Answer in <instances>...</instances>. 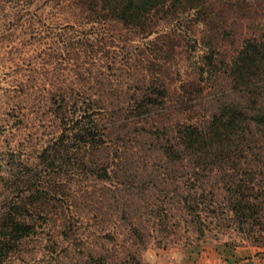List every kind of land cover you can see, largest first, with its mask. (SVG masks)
<instances>
[{
	"label": "rangeland",
	"instance_id": "obj_1",
	"mask_svg": "<svg viewBox=\"0 0 264 264\" xmlns=\"http://www.w3.org/2000/svg\"><path fill=\"white\" fill-rule=\"evenodd\" d=\"M86 10L77 0H0V217L14 212L34 225L0 250V264H99L88 259L99 254L103 264H171L170 257L192 256L205 245L264 247V229L246 221L248 231H240L220 201L199 227L176 225V204L171 234L152 227L150 201L164 194L157 173L165 163L139 130L114 136L115 144L96 152L95 163L84 155L91 164L85 172L69 165L72 148L53 164L51 153L43 152L62 138L59 94L82 106L90 97L116 106L145 82L162 81L168 102L181 96L188 100L183 106L191 105L183 112L171 106L172 122L204 121L220 100H245L234 92L225 62L246 40H264V0H203L198 8L182 0L154 13L151 33L117 22L91 24L80 16ZM253 150L240 163L250 172L241 178L263 191L264 142ZM97 162L105 163L108 179L90 171ZM175 180L166 184L171 198L175 184L183 190ZM39 184L46 187L43 199ZM128 217L150 230L145 243L131 234Z\"/></svg>",
	"mask_w": 264,
	"mask_h": 264
},
{
	"label": "trees",
	"instance_id": "obj_2",
	"mask_svg": "<svg viewBox=\"0 0 264 264\" xmlns=\"http://www.w3.org/2000/svg\"><path fill=\"white\" fill-rule=\"evenodd\" d=\"M77 1L83 9H87L80 13L81 18H85L91 24L117 22L129 27L140 26L145 33H151L154 27L151 23L154 13H160L171 4L182 2V0ZM185 2L192 8L201 7L203 4V0ZM208 58L206 63L212 64L214 62L212 56ZM225 66L229 80L231 79L233 83L231 86H234V92L238 91L247 97L245 100L239 98L240 96L237 99L232 96L220 100L215 110L204 121L193 118L173 122L168 120L171 106L183 112V107L189 109L191 105L183 106L188 100L181 96L173 102L174 104L168 102L170 93L162 81L145 82L136 88L128 102L116 106L99 104L90 96L82 106L77 102H68L65 95L59 94L60 99L56 100L55 109L63 126L60 134L62 138L50 150L42 151L51 153L50 163L53 164L68 155L72 148L69 165L72 169L85 172L91 164L88 163L86 166L84 155L87 156L88 162L95 163L96 152L115 144L112 140L114 136L126 134L132 129L133 132L139 130L137 135L145 137L159 153L161 159L159 164L165 163L164 169L157 173L158 180L161 181L160 185H157L158 191H163L164 194L161 195L160 202L150 201L154 208L151 207L150 216L147 217L153 222L152 227L155 225L161 227L157 229H161L164 237L171 234L168 223L173 219L171 214L173 204H176L180 215L179 222L174 221L176 225L182 222L185 227H199L205 218L215 214L217 210L213 204L220 201L222 207L220 209L224 212L226 204L234 220L239 223L240 231H248L247 227L243 226L246 221H253L252 226L256 225L258 230L264 229V190H257L248 179L242 180L241 173L250 172L240 167V163L250 159L247 155L254 154L253 148L264 142V40H246L225 62ZM125 142L126 140L122 141ZM40 163L47 166L48 161L42 159ZM100 163L106 166L104 162H97L90 171L97 177L108 179L109 171ZM40 177L42 179L43 176ZM171 179L173 181L179 179L183 187L181 190L180 185L175 184L171 189L175 192L176 198L167 195L170 189H167L166 184H170ZM39 187L37 189L39 197L43 199L47 192L46 187L42 184H39ZM32 191L30 195L35 193V189ZM22 205L24 207L26 202L23 201ZM162 207L163 210H160ZM128 221L131 234L141 243H145L144 239L151 235L150 230L148 232L141 230V225L144 228L145 226L141 224L140 218L136 222L133 219ZM33 227L34 225L26 218H19L14 212L2 215L0 250L32 233ZM88 259L97 260L99 264L100 261L101 264L104 263L101 254L90 255Z\"/></svg>",
	"mask_w": 264,
	"mask_h": 264
},
{
	"label": "crops",
	"instance_id": "obj_3",
	"mask_svg": "<svg viewBox=\"0 0 264 264\" xmlns=\"http://www.w3.org/2000/svg\"><path fill=\"white\" fill-rule=\"evenodd\" d=\"M170 262L171 264H264V247L205 245L195 249L192 256H189L188 253H181L170 257Z\"/></svg>",
	"mask_w": 264,
	"mask_h": 264
}]
</instances>
